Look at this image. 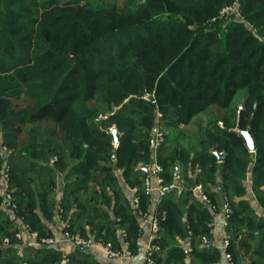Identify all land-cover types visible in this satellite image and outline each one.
I'll use <instances>...</instances> for the list:
<instances>
[{"label": "trees", "instance_id": "obj_1", "mask_svg": "<svg viewBox=\"0 0 264 264\" xmlns=\"http://www.w3.org/2000/svg\"><path fill=\"white\" fill-rule=\"evenodd\" d=\"M233 4L242 20L219 19ZM157 128L164 182L178 169L185 190L155 206L154 264L220 262L211 224L225 203V255L264 264V218L246 197L250 187L264 209V0H0V264H102L86 248L18 239L22 228L53 237L45 220L60 210L71 236L117 250L122 238L138 256L140 217L124 186L148 215Z\"/></svg>", "mask_w": 264, "mask_h": 264}, {"label": "built area", "instance_id": "obj_2", "mask_svg": "<svg viewBox=\"0 0 264 264\" xmlns=\"http://www.w3.org/2000/svg\"><path fill=\"white\" fill-rule=\"evenodd\" d=\"M99 118L103 119L105 117L100 115ZM113 131H114V129H112V132ZM164 142H165L164 132L159 128L155 129L154 133L151 137V140H150L151 150L153 152L152 153L153 154V161H152L151 165L144 167V170L146 172V176L143 180L144 192L148 196H150L151 199H153L154 194L157 193V195L159 196L158 201L162 200L164 197H166L167 195H169L171 193H174V194H176L177 197H180L184 193V190H185V187L182 185V183H181V185L178 183V181L179 182L181 181V178H180L178 172H176V174H175L176 180L173 184L166 185L164 182V179L162 177V173L164 172L163 167L158 162V152H159L161 146L164 144ZM197 172H199V170H197ZM5 176H7V175H5ZM194 191H195V195L199 198L200 201L209 205V199L203 193V188H202L201 184L196 183V187L194 188ZM6 197H7V202L10 204L11 203L10 202L11 197L8 195ZM133 204H134L136 213L140 217V219L146 220V217L148 215H143L139 211V199L137 196H135L133 198ZM10 205H11L12 209H14L15 205H12V204H10ZM231 213H232L231 205L229 203H225L223 208H222L223 224L225 227L224 249H226L230 243V238L226 234V228L229 225ZM150 226H151L152 235L150 236V238L148 240V244H147L145 254H144L145 264H154L153 251H154V249H157L152 244V241L156 237L158 229H159V223H158L157 219L154 217V215H153V218L150 222ZM66 227L67 226L64 225V229L62 232V238L61 239H58L57 237L53 236L51 238H44V239L40 240V242H37V235L36 234H31V235L33 236V238L36 242V246H53V247H55L62 242H69V243L75 245V247H81V248H86V249L97 248V247L104 248V250L107 251L108 255H110L113 258H117V259H121V258L130 256V253L127 249L126 244H125V248L121 247V250H117V249H114L111 244L103 245L101 243L95 242V240L93 238L85 239V238H81V237L71 236L69 234V232L65 230ZM23 230L24 229L22 228L21 232H19L17 234L18 239H22ZM141 235H142V228H141ZM122 236H124V233H121V237ZM4 244L5 245L9 244L8 238L4 239ZM226 259H227L229 264H234V262L232 261V258L229 254H226Z\"/></svg>", "mask_w": 264, "mask_h": 264}, {"label": "crops", "instance_id": "obj_3", "mask_svg": "<svg viewBox=\"0 0 264 264\" xmlns=\"http://www.w3.org/2000/svg\"><path fill=\"white\" fill-rule=\"evenodd\" d=\"M197 174H198V172L195 171V175H197ZM192 178H194V177H191V179ZM124 189L127 192V197L130 200H132L133 197H135V191L131 190L125 186H124ZM59 197H60V195H59ZM246 197L249 199L251 206L255 210L256 214L259 217L264 218V209L259 205V203L255 199L252 191L250 190V187H249V190H248ZM158 200H159V196L157 195V193H155L154 197L152 199L153 206H152V209L149 212L148 216L146 217V220L140 219V226L142 228V235H141V240H140V253L138 254V256L133 257V258L124 257L123 259H119V260H110L109 258H107L104 255V252L98 251L101 249H98V250L94 249L93 251H92V249H89L88 251L91 252L93 255H95L96 258L102 264H145L144 254H145V250H146V247L148 244V240H149L150 236L152 235L150 222H151L153 215H154L155 206L159 202ZM74 211H75V209H71L70 213H73ZM45 224L48 226V228L50 229L53 236L57 237L58 239L62 238V232L64 229V225H66V222L62 218L61 210L58 213H56L52 222L45 220ZM211 228H212V241L210 243V246L212 248L219 249L222 252L221 261L218 262L217 264H229L227 259H226V255L224 253V251H225L224 250L225 227L223 224L222 207H220V209H218V211H213V222L211 224ZM23 240L24 241L26 240V242L29 241L28 244H23L24 246L36 247V242H35V240L31 234H27L26 232H24L23 233ZM182 244H183V247L188 252H190L189 241L188 240L183 241ZM55 247H57L59 250L63 251L66 254L72 253L76 250L75 245H73L69 242H62ZM121 247L125 248V242L122 240V238H121Z\"/></svg>", "mask_w": 264, "mask_h": 264}, {"label": "rangeland", "instance_id": "obj_4", "mask_svg": "<svg viewBox=\"0 0 264 264\" xmlns=\"http://www.w3.org/2000/svg\"><path fill=\"white\" fill-rule=\"evenodd\" d=\"M240 11H239V7H238V5L237 4H233V5H231V6H228V7H225L223 10H222V12L220 13V15H219V19H230V18H234V19H236V20H242L241 19V16H240V13H239ZM216 21H215V19H214V21L211 23V24H214ZM210 24V25H211ZM248 25V24H247ZM249 26V25H248ZM194 28H196V26L194 27ZM244 94V92H241V94H240V96L241 95H243ZM197 171V170H196ZM119 177H120V174H119ZM121 179V178H120ZM176 180V179H175ZM175 180H174V182H175ZM121 182L122 183H124L123 182V180L121 179ZM173 182V183H174ZM172 183V184H173ZM178 183L181 185V183H182V180L179 182L178 181ZM125 191V190H124ZM126 192V191H125ZM126 195H127V192H126ZM134 198V197H133ZM133 200V199H132ZM92 236V235H91ZM81 238H86V236L85 237H81ZM91 239L92 237H90V235H88L87 236V239ZM22 243L23 244H28L29 243V241H27L26 242V240L24 241L23 240V237H22ZM96 242V241H95ZM75 248H77V247H75ZM89 249H92V251L94 250V249H101V250H98V251H102V252H104V255L107 257V258H109L110 260H119V259H117V258H113V257H111L110 255H108V253H107V251H105L104 250V248H101V247H97V248H89ZM88 249V250H89ZM126 258H133V257H130V256H128V257H126ZM121 259H123V258H121Z\"/></svg>", "mask_w": 264, "mask_h": 264}, {"label": "water", "instance_id": "obj_5", "mask_svg": "<svg viewBox=\"0 0 264 264\" xmlns=\"http://www.w3.org/2000/svg\"><path fill=\"white\" fill-rule=\"evenodd\" d=\"M145 97V94H142L140 96V98H143ZM153 102H154V98L151 99ZM113 133V136H114V144L115 145H118L119 144V141H120V134L114 129V131L112 132ZM244 137L247 141V144H248V147L251 151H254L255 150V147H254V143H253V140L249 134V132H246L244 133ZM215 155L217 156L218 160L219 161H222L224 155L222 153H218V152H214ZM115 158V157H113ZM117 169V167H115V170ZM176 172H178V169L176 170ZM196 187V181L194 178H192V188L194 189Z\"/></svg>", "mask_w": 264, "mask_h": 264}]
</instances>
